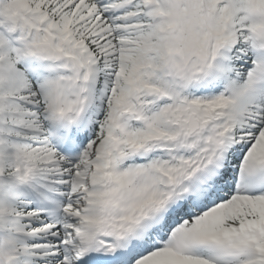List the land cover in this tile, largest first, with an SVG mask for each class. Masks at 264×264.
<instances>
[{
    "label": "snow or ice",
    "instance_id": "1",
    "mask_svg": "<svg viewBox=\"0 0 264 264\" xmlns=\"http://www.w3.org/2000/svg\"><path fill=\"white\" fill-rule=\"evenodd\" d=\"M0 264H264V0H0Z\"/></svg>",
    "mask_w": 264,
    "mask_h": 264
}]
</instances>
